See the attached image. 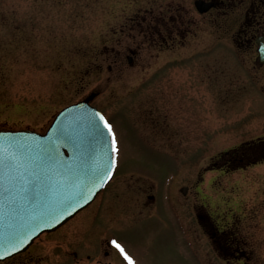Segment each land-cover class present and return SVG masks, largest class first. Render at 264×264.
I'll return each instance as SVG.
<instances>
[{"label":"rangeland","instance_id":"374dc122","mask_svg":"<svg viewBox=\"0 0 264 264\" xmlns=\"http://www.w3.org/2000/svg\"><path fill=\"white\" fill-rule=\"evenodd\" d=\"M147 4L0 0V125L43 133L93 92L119 149L93 206L10 264H127L103 256L113 239L135 264H213L206 238L188 229L192 205L264 231V155L222 159L264 137V78L218 31L174 52L143 46L129 18ZM137 45L129 65L123 51Z\"/></svg>","mask_w":264,"mask_h":264},{"label":"water","instance_id":"95a60500","mask_svg":"<svg viewBox=\"0 0 264 264\" xmlns=\"http://www.w3.org/2000/svg\"><path fill=\"white\" fill-rule=\"evenodd\" d=\"M94 98L61 111L44 135L0 131V261L62 227L108 181L110 140L90 105Z\"/></svg>","mask_w":264,"mask_h":264},{"label":"flooded vegetation","instance_id":"af4514ba","mask_svg":"<svg viewBox=\"0 0 264 264\" xmlns=\"http://www.w3.org/2000/svg\"><path fill=\"white\" fill-rule=\"evenodd\" d=\"M146 2L147 6L138 8L135 16L129 18L131 28L136 29L143 46L174 52L191 42H202L207 35L213 36L218 31L234 46L241 59L254 62V72L264 78V64H260L259 55V42L264 43V0H154L152 5L151 0ZM139 47H126L123 51L134 57L132 64L137 59ZM117 55L120 59L125 56L121 52ZM236 151L240 161L252 154L264 155V137L244 144ZM201 209L206 206L192 208V223L187 219L188 229L191 233L198 229L206 238L213 264H264V231L246 225L245 233L237 228V223L241 222L233 214L215 219L214 215L201 212ZM101 250L105 259L114 254L109 241ZM19 256L3 264H10ZM26 259L24 255L20 260ZM167 264L177 263L168 261Z\"/></svg>","mask_w":264,"mask_h":264},{"label":"snow or ice","instance_id":"6c2138e0","mask_svg":"<svg viewBox=\"0 0 264 264\" xmlns=\"http://www.w3.org/2000/svg\"><path fill=\"white\" fill-rule=\"evenodd\" d=\"M95 116L98 117L99 121L103 123V128L107 129L108 133L111 134L112 151L114 153L118 152L119 149L117 147V140H116V136L113 132L111 124L99 113H96ZM94 127L99 128V124H94ZM67 138L69 142H71V137L69 136ZM33 198H35V196ZM111 246L117 250V252L123 257V259L127 262V264H135V261L132 259L131 256L128 255L125 248L122 246V244L118 240L116 239L111 240Z\"/></svg>","mask_w":264,"mask_h":264}]
</instances>
